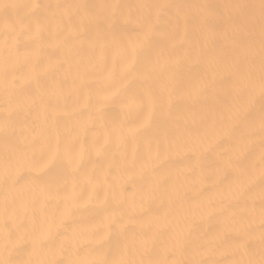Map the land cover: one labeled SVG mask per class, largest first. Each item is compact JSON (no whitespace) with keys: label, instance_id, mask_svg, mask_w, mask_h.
I'll list each match as a JSON object with an SVG mask.
<instances>
[{"label":"bare ground","instance_id":"1","mask_svg":"<svg viewBox=\"0 0 264 264\" xmlns=\"http://www.w3.org/2000/svg\"><path fill=\"white\" fill-rule=\"evenodd\" d=\"M0 2L50 6L0 12V161L13 154V147L22 149L33 138L49 143L59 138L61 145L73 146L69 174L59 189H41L28 180L15 186L0 181V259L18 258L4 250L5 245L9 250L14 247L5 222L20 232L42 225L41 236L47 238L51 232L58 246L73 229L78 237L98 228L106 238L114 221L129 230L125 244L135 251L128 258L138 264L175 260L232 264L247 259L243 252L218 248L217 238L221 234L236 238L233 218L248 215L253 208L251 219L259 233L264 196L259 94L252 136L243 126L234 129L236 121L227 117L217 97L228 98L234 85L228 69L235 63L259 78L264 43L260 0ZM85 4L131 6L135 16H149L161 30L162 46L171 52L167 66L184 85L174 94L161 85L164 92L155 114L146 107L140 120L151 123L153 149L157 141H175L170 151L150 152L134 134L140 121L130 119L119 103L102 100L113 93L123 95L130 86L121 73L125 61L132 59L138 26L128 23L127 8L115 10L114 20L113 9L93 8L89 15L74 7ZM203 4L244 7H222L219 17L206 19L204 10L196 7ZM142 5L152 7H138ZM164 5L171 7H159ZM193 84L201 94H190ZM37 174L22 169L14 178ZM6 205L17 209L15 215H4ZM77 246L78 256L65 253L57 259L98 258L89 252L95 242L77 240ZM254 250L258 261V239ZM19 258L49 257L36 252Z\"/></svg>","mask_w":264,"mask_h":264},{"label":"snow or ice","instance_id":"2","mask_svg":"<svg viewBox=\"0 0 264 264\" xmlns=\"http://www.w3.org/2000/svg\"><path fill=\"white\" fill-rule=\"evenodd\" d=\"M262 15H264V0H260ZM24 7H50L39 5H24L18 3H3L0 2V12L7 14L9 10L24 8ZM56 7H61L57 5ZM78 9H84L89 15H92L93 8L113 9L112 18L115 20L116 11L127 8V21L138 26L136 31L137 45L133 48L132 59L125 61L121 75L130 79V86L124 90L123 95L113 93L102 97L104 102L121 105L122 111L133 120L140 121L135 129L134 134L141 142L148 145L150 152L154 150L158 155L161 151H170L175 147V141L160 143L157 141L153 149V137L148 135V130L151 127L150 121L140 120L143 110L147 107L154 115L157 109V104L160 95L164 92L161 85H167L170 89L169 94L178 93L183 89L184 80L177 79L176 73L167 66L168 58L171 52L162 46V33L156 23L149 16L137 17L133 14L131 6L119 4H103V5H75ZM138 7L150 8V5H142ZM169 8L170 5L159 6ZM204 10L205 17L215 18L221 15L222 7L243 8V5H211L203 4L196 6ZM113 27H117L113 24ZM234 77V85L228 98L217 97L218 101L224 105L227 117L234 119L236 126H243L249 130V135L255 134L256 117L255 105L257 93L259 94V135L261 144V191L264 193V43H262V56L260 63L259 78H256L255 73L249 69L242 70L240 63H235L230 69ZM194 72V70H189ZM139 87H135L136 84ZM159 88V91H158ZM199 95V86L192 85L191 93ZM229 99L231 103H229ZM5 119V124L8 120ZM200 135L199 132L194 133ZM19 152V155H16ZM73 158V146L71 143L61 145L59 138L54 142L49 143L40 138L33 140L22 149L13 147V154H6L0 161V181L7 185L10 181L15 184L20 180H28L33 185L45 190L59 189L63 181L69 174V168ZM22 169L36 170L37 175L28 177L17 176L14 178V172L18 173ZM227 179V178H226ZM250 191V187H249ZM17 209L9 208L7 205L4 208V215H15ZM254 208L249 211L248 215L233 218L235 220L234 230L237 233L236 238L228 234H221L218 237L217 247L228 252L245 253L248 258L242 260H234L232 264H264V196H262L260 207V224L259 233L257 235L253 220L251 219ZM71 214L70 212L68 213ZM6 230L7 239L12 241L14 247L9 250L5 245L4 250L9 252V257L13 255L18 258L0 259V264H138L134 259L128 258L135 251L134 248H129L125 244L127 239L128 229L121 225L119 221H114V226L111 229V234L106 238L100 230L93 229L89 232L81 233L78 237L75 236V229L72 233L65 235L59 245L55 243L56 237L51 232L47 238L41 236L43 226L33 225L30 229H25L20 232L19 229L12 230L8 228L7 222L3 225ZM259 240L260 259H255L254 243ZM77 240L82 243H96L97 246L89 249L90 253H95L97 259L90 261H81L79 259H57V255L63 256L65 253L70 255H79L81 248L77 246ZM123 245V252L121 247ZM36 252H43L49 258L33 261L25 260L22 257L25 253L32 255ZM119 256L120 258H115ZM139 264H145L140 261ZM148 264H160L159 261H149ZM172 264H205L203 261H183L175 260ZM212 264H222L221 261H213Z\"/></svg>","mask_w":264,"mask_h":264}]
</instances>
